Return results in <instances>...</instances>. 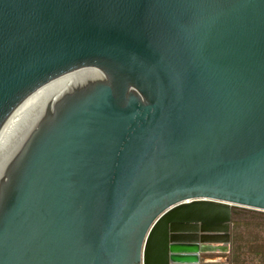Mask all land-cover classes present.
Here are the masks:
<instances>
[{
    "label": "water",
    "instance_id": "1",
    "mask_svg": "<svg viewBox=\"0 0 264 264\" xmlns=\"http://www.w3.org/2000/svg\"><path fill=\"white\" fill-rule=\"evenodd\" d=\"M237 207L264 0H0V264H209Z\"/></svg>",
    "mask_w": 264,
    "mask_h": 264
},
{
    "label": "trees",
    "instance_id": "2",
    "mask_svg": "<svg viewBox=\"0 0 264 264\" xmlns=\"http://www.w3.org/2000/svg\"><path fill=\"white\" fill-rule=\"evenodd\" d=\"M230 264H264V212L235 208L231 220Z\"/></svg>",
    "mask_w": 264,
    "mask_h": 264
},
{
    "label": "crops",
    "instance_id": "3",
    "mask_svg": "<svg viewBox=\"0 0 264 264\" xmlns=\"http://www.w3.org/2000/svg\"><path fill=\"white\" fill-rule=\"evenodd\" d=\"M210 261L209 264H223L220 260L221 257L218 255V253H211L209 255Z\"/></svg>",
    "mask_w": 264,
    "mask_h": 264
},
{
    "label": "rangeland",
    "instance_id": "4",
    "mask_svg": "<svg viewBox=\"0 0 264 264\" xmlns=\"http://www.w3.org/2000/svg\"><path fill=\"white\" fill-rule=\"evenodd\" d=\"M237 208H240V209H249V208H244V207H237ZM255 210V209H254ZM261 211V210H260ZM264 212V211H263ZM218 255L221 257V262L223 264H230L229 262V252L228 253H218ZM228 256V260L226 261L225 260V257Z\"/></svg>",
    "mask_w": 264,
    "mask_h": 264
}]
</instances>
